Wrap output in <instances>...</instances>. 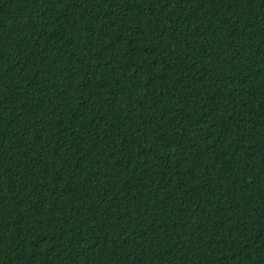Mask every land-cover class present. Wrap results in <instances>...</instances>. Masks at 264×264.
Here are the masks:
<instances>
[{"label": "trees", "instance_id": "16d2710c", "mask_svg": "<svg viewBox=\"0 0 264 264\" xmlns=\"http://www.w3.org/2000/svg\"><path fill=\"white\" fill-rule=\"evenodd\" d=\"M0 264H264V0H0Z\"/></svg>", "mask_w": 264, "mask_h": 264}]
</instances>
